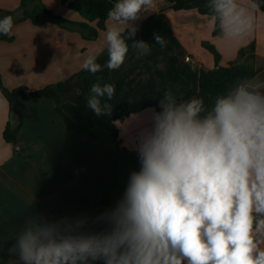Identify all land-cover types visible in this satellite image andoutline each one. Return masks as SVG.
<instances>
[{"label": "clouds", "instance_id": "9594fccd", "mask_svg": "<svg viewBox=\"0 0 264 264\" xmlns=\"http://www.w3.org/2000/svg\"><path fill=\"white\" fill-rule=\"evenodd\" d=\"M153 6L154 0H116L108 10L109 70L124 64L130 47L137 58L150 54L152 46L135 40V22ZM206 7L227 38H243L253 29V15L237 0H208ZM13 25L11 16L0 19V34L10 36ZM153 37L166 46L163 35ZM102 52L87 55L82 70L100 72ZM262 87L237 82L211 107L200 97L178 102L165 90L159 110L151 109L136 133L133 147L141 167L106 213L107 227L86 235L32 217L9 252L19 257L18 264H264ZM115 91L112 83H94L87 108L98 117L110 115L106 101Z\"/></svg>", "mask_w": 264, "mask_h": 264}, {"label": "crops", "instance_id": "0c3cea01", "mask_svg": "<svg viewBox=\"0 0 264 264\" xmlns=\"http://www.w3.org/2000/svg\"><path fill=\"white\" fill-rule=\"evenodd\" d=\"M43 1L60 16L84 21L78 13L63 5L62 0ZM20 2L0 0V9L16 10ZM237 2L254 17L252 31L243 38H227L221 34L218 21L206 7L208 0H188L185 9L179 12L174 11L167 0H154L149 12L135 22L136 40L157 48L152 35L161 28L156 21L161 18L164 24L170 25V33L172 30L176 36L180 34V41L174 47L160 46L157 48L159 52H153L151 47L150 54L140 58L133 49L117 70L106 67L108 55L104 37L108 28L113 26L110 21H107L106 31L101 32L96 40H86L80 33L62 29L54 23L35 26L29 20L23 21L12 29L14 41L0 40V74L9 89L27 86L33 91L41 90L80 72L85 57L103 49L97 58L102 70L94 75L88 72L74 90L62 95L64 111L83 124L95 115L86 106L94 83L115 85L113 98L106 101L112 109L124 95L132 100L156 97L162 86L144 61L166 71L168 58L176 55L179 67L180 61L183 62L180 70L194 91L192 97H179L177 101L200 97L206 107H211L215 98L200 90L197 71L213 69L216 63L213 55L202 46L203 41L216 47L221 55L220 66H227L236 60L242 47L255 43L259 73L252 83L264 85V12L251 0ZM147 24L150 25L148 31ZM147 32L149 39H145ZM188 56L192 58L191 62H186ZM261 90L264 91V87ZM151 109L154 108L118 122L120 145L130 154L120 162L117 144L103 127L97 128L96 140L86 135L73 139L64 120L55 111L54 100L37 98L11 106L0 93V239L17 237L25 221L36 216L77 233L87 235L103 231L107 227L106 213L111 212L122 198L113 193L119 181L118 174L126 176V181L120 183L125 191L131 173L140 170L139 157L133 147L134 138L137 131L146 126ZM20 118L23 126L17 144L8 143L4 138L6 127L8 123L15 127ZM24 149L27 151L22 152ZM40 153L44 168L54 169L47 177H42L36 160L27 157ZM90 190L94 200L109 196L110 204L80 207L81 198ZM18 262L10 258L5 264Z\"/></svg>", "mask_w": 264, "mask_h": 264}, {"label": "trees", "instance_id": "16d2710c", "mask_svg": "<svg viewBox=\"0 0 264 264\" xmlns=\"http://www.w3.org/2000/svg\"><path fill=\"white\" fill-rule=\"evenodd\" d=\"M170 7L176 11L185 9L188 0H167ZM262 12H264L263 0H251ZM116 0H62L63 5L78 13L84 21H74L58 15L54 10L49 8L43 0H21L19 8L16 10L0 9V19L11 16L14 21L13 27L23 21H31L35 26H45L48 23H54L62 29L78 32L86 40L98 39L101 32L107 29V13L112 8ZM94 24V26H93ZM0 40L12 42L14 36H6L0 34ZM136 40V38H135ZM132 43L131 40L128 41ZM202 46L209 51L215 60L216 66L213 69H199V87L200 90L210 96L216 98L217 95L224 93L228 88L237 82L243 80L253 81L259 69L256 67L257 51L256 44L251 43L248 46L242 47L238 51L236 60L230 62L227 66H220L221 55L216 47L208 41H203ZM133 49H129L131 53ZM108 55V54H106ZM144 64L149 67L156 78L161 83V91L156 97H144L136 100L128 98L126 95L121 96L116 103V106L111 110L110 115L96 116L94 115L86 123H78L69 116L63 109L62 95L71 92L75 89L76 84L88 72L81 70L68 79L59 81L55 84L48 85L41 90H30L27 86H20L15 89H9L3 82L0 74V93L6 98L11 106H16L22 102L30 101L37 98H48L55 101V111L60 116L68 130L71 132L73 139L81 136H88L93 140L98 138L97 128L103 127L106 129L117 144L118 160L130 155L126 149L120 145V132L118 122L122 121L133 114H137L145 109H158V100L163 95L165 90H170L179 97H192L194 95L190 81L184 77L179 67V58L176 55H171L168 58V69L163 71L150 61H144ZM23 126L22 118L18 124L12 127L8 123L4 132V138L8 143L17 144V137L20 129ZM27 150H22L25 152ZM28 158H34L38 162L42 177H47L54 169H45L42 162V154L36 156L33 154L27 155ZM110 197L105 195L101 200H94L91 196V190L87 195L80 200V207H89L92 205L108 206ZM15 238L11 240L0 239V255L2 261L0 264L14 258L19 260L17 255L11 254L9 249L15 243ZM89 264H103V261H89Z\"/></svg>", "mask_w": 264, "mask_h": 264}, {"label": "rangeland", "instance_id": "374dc122", "mask_svg": "<svg viewBox=\"0 0 264 264\" xmlns=\"http://www.w3.org/2000/svg\"><path fill=\"white\" fill-rule=\"evenodd\" d=\"M50 1H54V0H50ZM58 15H60V14H58ZM156 21H157V24L161 26V28L157 32H155V33H159V34H161V35L164 36L165 41H166V47H174V46H177L178 42L180 41L179 40L180 34H179V37H178V36H176L174 34V32L172 30H171V33H170V25L164 24V21L161 18H156ZM149 26H150L149 24L146 25L147 31L149 30ZM146 38L149 39L148 32L145 35V39ZM155 46H157V48L160 47V45H158V44H155ZM152 48H153V52H159V49L155 48L154 46H152ZM182 65H183V62L180 61V69L182 68ZM32 159H34V158H32ZM122 159L123 158H120V162H121ZM34 160H36V159H34ZM37 164H38V162H37ZM125 177L126 176H124L123 174H118V177L117 178L119 179V181L117 182L115 188L113 189V193L114 194L117 193V194H119L118 196H121V197H123L125 191L123 190V188H122V186H121L120 183H124V181H126V178ZM0 261H2V258L1 257H0Z\"/></svg>", "mask_w": 264, "mask_h": 264}, {"label": "built area", "instance_id": "2783aa9c", "mask_svg": "<svg viewBox=\"0 0 264 264\" xmlns=\"http://www.w3.org/2000/svg\"><path fill=\"white\" fill-rule=\"evenodd\" d=\"M186 62H191L192 61V58L190 56L186 57L185 58Z\"/></svg>", "mask_w": 264, "mask_h": 264}, {"label": "water", "instance_id": "95a60500", "mask_svg": "<svg viewBox=\"0 0 264 264\" xmlns=\"http://www.w3.org/2000/svg\"><path fill=\"white\" fill-rule=\"evenodd\" d=\"M15 149H16V151H18V150H19V148H18V147H16Z\"/></svg>", "mask_w": 264, "mask_h": 264}]
</instances>
